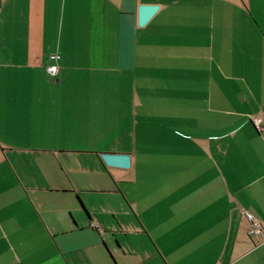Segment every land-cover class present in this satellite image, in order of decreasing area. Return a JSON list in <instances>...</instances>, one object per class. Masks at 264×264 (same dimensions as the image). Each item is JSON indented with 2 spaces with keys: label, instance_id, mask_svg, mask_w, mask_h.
<instances>
[{
  "label": "crops",
  "instance_id": "obj_1",
  "mask_svg": "<svg viewBox=\"0 0 264 264\" xmlns=\"http://www.w3.org/2000/svg\"><path fill=\"white\" fill-rule=\"evenodd\" d=\"M0 7V264H264V0Z\"/></svg>",
  "mask_w": 264,
  "mask_h": 264
},
{
  "label": "built area",
  "instance_id": "obj_2",
  "mask_svg": "<svg viewBox=\"0 0 264 264\" xmlns=\"http://www.w3.org/2000/svg\"><path fill=\"white\" fill-rule=\"evenodd\" d=\"M50 59L54 62V64L49 66L47 68V71L52 77H55L58 75L60 71V66H59L60 55L59 54L52 55L50 56ZM251 122L259 133H264V115L253 116L251 118ZM246 218L250 224V228H249L250 237L264 238V231L261 223L258 220H256L252 214L247 213Z\"/></svg>",
  "mask_w": 264,
  "mask_h": 264
},
{
  "label": "water",
  "instance_id": "obj_3",
  "mask_svg": "<svg viewBox=\"0 0 264 264\" xmlns=\"http://www.w3.org/2000/svg\"><path fill=\"white\" fill-rule=\"evenodd\" d=\"M157 6H141L139 8V25L145 26L157 13ZM102 159L105 164L113 168L129 169L131 167L130 155L104 154Z\"/></svg>",
  "mask_w": 264,
  "mask_h": 264
}]
</instances>
